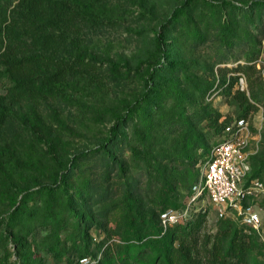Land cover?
<instances>
[{
  "label": "rangeland",
  "instance_id": "1",
  "mask_svg": "<svg viewBox=\"0 0 264 264\" xmlns=\"http://www.w3.org/2000/svg\"><path fill=\"white\" fill-rule=\"evenodd\" d=\"M18 1L0 0V51L8 45L14 51L22 48V41L16 36L18 22L13 21L17 18L15 7ZM182 1L99 0L98 8L109 14L113 21L99 25L79 24L83 50L96 57L98 69L105 73L99 89H93L80 79L76 98L70 102L58 98H29L10 103L7 118L0 125V264H17V256L24 249L28 255L27 264L94 263L106 245L119 241L121 229L116 218L122 211L119 198L128 181L137 201L157 212L156 192L160 179L152 167L148 174L144 162L126 148L125 143L132 142L135 136L132 130H128L120 146L115 150L113 147L123 173L115 163L104 176L101 160L89 152L105 137L111 111L118 110L116 107L120 106L121 99H133L142 92L141 74L155 51V34L158 29H163L162 24L165 25L166 49L176 53L187 65L178 75L181 79H184L183 74L189 76L181 83L189 91V96L194 95L199 86L207 87L199 97V103L189 106V113H200L203 107L210 108L208 115H195L199 129L197 136H202L208 148L222 138L221 125L229 119L232 121L238 114L237 104L231 103L224 92L230 77L237 76L233 88L247 90V73L242 68L249 64L251 69L248 72L254 85L264 87V18L255 21L259 11L264 17V8L249 10L244 7L251 0H228L229 3L188 0L184 3L188 7L179 18H168ZM247 17L252 19L249 24ZM7 23L11 24L12 31L2 30ZM223 23L232 27L226 40L221 38ZM110 61L121 65L115 75L107 70ZM121 76L124 77L114 79ZM223 79L225 83L222 85ZM8 86L9 80L0 65V95L7 93ZM93 108L98 109L97 114L91 110ZM246 119L253 136L248 146L249 154L253 167H256L264 161L262 105L249 112ZM185 133L182 125H175L168 140L160 138L152 145L153 156L166 165L165 174L174 182L183 204L188 200L190 185L196 180L193 174L201 171L206 150L197 136L191 138L190 145L183 147ZM164 144H169L173 154L188 149L194 159H172L173 154L162 153ZM73 154L78 156L68 169L66 182L73 208L83 212L84 216L88 215L86 225L81 229L74 222L63 185L57 181L55 173L66 168ZM260 175L264 177V168ZM188 182L189 187H184L183 184ZM51 183L55 187V197L49 216L44 185ZM81 189L85 191L82 193L84 201L78 202L74 199L75 192ZM263 200L259 198L254 204L261 219L258 235L262 242ZM195 206H201L207 212L196 231L200 244L197 258L200 264H210L206 248L214 241L224 242L218 232L220 217L206 196H202ZM82 229L88 239L87 251L81 239L84 235ZM84 253L88 254L87 257L80 259Z\"/></svg>",
  "mask_w": 264,
  "mask_h": 264
},
{
  "label": "trees",
  "instance_id": "2",
  "mask_svg": "<svg viewBox=\"0 0 264 264\" xmlns=\"http://www.w3.org/2000/svg\"><path fill=\"white\" fill-rule=\"evenodd\" d=\"M185 1L188 0H183L181 4L175 6L168 18H179L188 7L184 4ZM98 2L99 0L18 1L15 7L17 18H13V21L18 22L16 36L21 39L22 48L14 51L13 47L8 45L0 51V65L4 67L9 80L7 93L0 95V125L7 118L10 103H18L29 98H58L70 102L76 98L80 79L92 85L93 89H99L105 73L98 69L96 57L83 50L82 30L79 25L82 22L99 25L113 21L109 14L98 8ZM221 2L229 3L228 0ZM244 7L249 10L262 9L264 0H251ZM255 18L257 22L264 17L259 11ZM246 21H249V24L252 19L247 17ZM10 25L7 23L2 30L12 31ZM164 26L162 24L163 29L156 31L155 51L151 53L149 64L142 71V92L133 99H121L120 106L116 107L118 110L111 111L112 118L105 137L89 152L90 155L101 160L104 176L112 170L115 163L119 164L123 173V166L119 158H115L113 147L115 150L120 146L128 135V130H132L135 135L132 142L124 143L135 158H140L144 162L146 171L148 169L147 173L151 172L150 167H152L154 174L160 179L156 192L158 210L155 212L141 205L133 195L128 181L123 188L122 197L119 198V202H122L119 203L122 211L119 218H116L121 229L118 233L119 241L106 245L100 257L92 264H200L197 258L200 244L196 231L207 212L201 208L183 221L168 224L165 228L161 225V213L169 209L182 208L184 204L178 197L174 182L165 174L166 165L158 162L153 156L152 145L160 138L163 141L168 140L172 127L182 125L186 132L183 147H187L199 130L195 115H208L211 110L203 107L200 113H189V106L197 105L199 97L203 96V91L207 87L199 86L195 89L194 95L192 93L189 96V91L181 84L184 79L188 80L189 76L183 74L184 79H181L178 75L182 67L187 65L176 53L166 49ZM231 31L232 27L228 23H223L221 38L226 40V35H231ZM107 66V70L114 75L121 69V65L114 61H110ZM242 69L247 73V90L233 88L237 76H231L224 87V92L229 96L231 103L237 104L236 118L246 119L249 112L257 110L258 105H262L264 117V87L260 85L261 88H257L254 85L248 72V69H251L249 64L244 65ZM126 70H129V67ZM224 83L223 79L221 84ZM91 110L95 114L98 113V109ZM219 115L218 113L217 117ZM229 120L221 125L222 135L224 126L231 122ZM197 138L206 147L204 162L213 144L208 148L200 134ZM161 150L162 153L166 151L165 153L173 154L169 144L162 145ZM184 150L186 151L173 154L172 159L187 157L192 161L193 153L188 149ZM82 155L85 156L86 153ZM77 156L78 154L71 155L66 168L56 170L55 173L57 181L63 185L62 189L67 197L74 222L81 229L82 226L85 227L88 215L84 216L83 212H77L73 208L66 182L69 176L68 169L76 162ZM251 161L252 155L249 156L251 168L249 178L264 180L260 175L264 161L256 167H253ZM199 173L193 174L196 176L193 184L198 180ZM183 185L187 188L190 184L188 182ZM191 187L190 185L189 190ZM44 191L45 207L48 215L51 216L50 210L55 197L54 184L44 185ZM83 192H85L83 189L76 191L74 199L83 202ZM261 203L264 204V200ZM18 207L19 204L16 208ZM220 219L218 232L221 233L224 242L214 241L209 248H206L210 264H264V241L260 240L259 232L231 216H222ZM85 233L82 229L84 235L81 239L87 251L88 239ZM99 249L101 246L98 247ZM87 255V253L82 254L80 259L86 258ZM26 257L28 255L24 249L22 254L17 256V264H27Z\"/></svg>",
  "mask_w": 264,
  "mask_h": 264
},
{
  "label": "built area",
  "instance_id": "3",
  "mask_svg": "<svg viewBox=\"0 0 264 264\" xmlns=\"http://www.w3.org/2000/svg\"><path fill=\"white\" fill-rule=\"evenodd\" d=\"M252 137L247 119L234 118L226 124L222 138L211 146L188 200L182 208L161 213V225L165 228L185 220L202 208L195 204L206 196L218 217L230 214L260 232L261 219L254 204L264 198V180L249 178L248 146Z\"/></svg>",
  "mask_w": 264,
  "mask_h": 264
}]
</instances>
